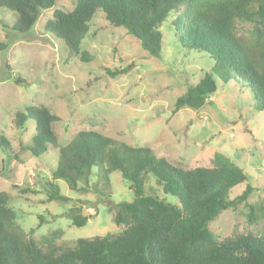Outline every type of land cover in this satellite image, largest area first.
Returning a JSON list of instances; mask_svg holds the SVG:
<instances>
[{
    "label": "rangeland",
    "instance_id": "1",
    "mask_svg": "<svg viewBox=\"0 0 264 264\" xmlns=\"http://www.w3.org/2000/svg\"><path fill=\"white\" fill-rule=\"evenodd\" d=\"M74 2L56 0L22 34L11 29L13 14L0 12V41L7 44L0 50V137L8 141L11 153L8 156L0 148V191L9 194L20 228L45 249L41 238H50L54 251L60 252L79 237L119 231L121 225L113 221L115 204L134 198L131 184L117 170L110 173L108 184H96L102 196L93 192L94 173L87 184L79 181L85 189L78 192L63 179L52 180L56 150L51 147L41 156H32L23 145L30 142L34 121L28 118L18 124L15 120L18 111L45 106L58 117L52 124L57 146L80 130L93 129L133 146H147L157 157L182 168L208 167L214 153L224 154L254 187L246 201L254 206L257 220L250 223L248 208L240 203L222 211L208 228L218 240L264 234V110L256 109L250 90L217 80L216 91L200 109L175 111L176 98L209 70L212 60L178 48L173 31L167 28L173 16L159 25L161 51L153 57L125 29L110 26L98 11L80 43V51H87L91 59L82 61L44 30L54 8L70 10ZM252 25L237 19V34L247 35ZM116 68L126 72L110 75L108 70ZM51 181L69 198L66 202L47 200ZM149 186L158 189L152 178L145 181L144 188ZM27 187L29 191L21 192ZM244 187L245 183L234 187L230 197ZM161 194L177 203L174 196ZM74 206L88 217L85 225H72L67 211Z\"/></svg>",
    "mask_w": 264,
    "mask_h": 264
},
{
    "label": "trees",
    "instance_id": "2",
    "mask_svg": "<svg viewBox=\"0 0 264 264\" xmlns=\"http://www.w3.org/2000/svg\"><path fill=\"white\" fill-rule=\"evenodd\" d=\"M55 3L0 0V12L13 14L11 29L22 34ZM98 11L110 26L125 29L153 57L161 51L159 25L172 15L167 28L173 31L178 48L203 53L212 60L209 70L176 98L173 110L200 109L216 91L217 80L248 88L256 109L264 110V0H75L70 10L54 8L44 30L62 40L80 60L88 61L91 55L80 51V43ZM237 19L252 22L247 35L237 34ZM6 47L0 41V50ZM108 72L114 76L126 69ZM17 79L24 82L19 76ZM28 118L34 121V133L23 146L35 157L51 147L56 150L52 180L63 179L78 192L85 189L79 181L87 184L94 173L93 192L102 196L96 184H108L110 173L117 170L132 185L134 198L115 204L113 221L121 225L119 231L79 237L73 246L55 252L50 238H41L47 244L45 249L20 228L15 210L9 206V194L0 191V264H264V234L218 240L208 228L222 211L240 203L248 208L247 220H257L254 206L246 201L254 187L224 154L214 153L211 166L182 168L157 157L147 146H133L93 129L80 130L65 145L57 146L52 129L58 120L55 114L45 106H30L15 116L18 124ZM0 148L11 155L3 137ZM148 178L158 189L144 188ZM243 183L241 193L230 197L232 189ZM48 188V201L69 199L52 181ZM29 190L22 188L21 192ZM161 193L174 196L177 203L168 202ZM67 216L74 226H83L88 219L76 206L68 209Z\"/></svg>",
    "mask_w": 264,
    "mask_h": 264
},
{
    "label": "water",
    "instance_id": "3",
    "mask_svg": "<svg viewBox=\"0 0 264 264\" xmlns=\"http://www.w3.org/2000/svg\"><path fill=\"white\" fill-rule=\"evenodd\" d=\"M158 25H159V23H158ZM130 187H132V185H130Z\"/></svg>",
    "mask_w": 264,
    "mask_h": 264
}]
</instances>
